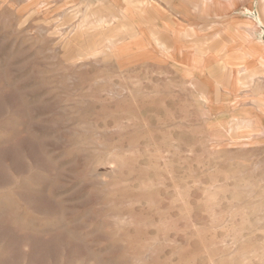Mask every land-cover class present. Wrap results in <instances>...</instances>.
<instances>
[{"label": "rangeland", "instance_id": "1", "mask_svg": "<svg viewBox=\"0 0 264 264\" xmlns=\"http://www.w3.org/2000/svg\"><path fill=\"white\" fill-rule=\"evenodd\" d=\"M122 1L0 0V264H264V47Z\"/></svg>", "mask_w": 264, "mask_h": 264}, {"label": "crops", "instance_id": "2", "mask_svg": "<svg viewBox=\"0 0 264 264\" xmlns=\"http://www.w3.org/2000/svg\"><path fill=\"white\" fill-rule=\"evenodd\" d=\"M112 1L113 3L115 2V0ZM132 1L134 3L137 2L141 4L139 9L135 8V12L137 10L139 15L132 14L133 7L131 0L122 1V11L124 15H129L133 18L131 31L133 30L134 33L130 38H134V45L135 40L139 39L138 37H141L142 33L144 35H148L143 39L148 40V38H152V35L148 33L149 28L145 27V25L140 22L141 17L148 19L149 17H152L153 14L162 16L166 13L163 10V7L164 9L167 7V11L169 13L167 14L168 16H165L166 19H168L167 22L169 23L166 22L164 25H160L159 28L167 30V39H179V31H181V28L178 29L179 25L181 26V21L179 20L185 16L190 20L193 19L188 8L190 6H196V11H192L194 15L199 14L202 19V22L201 20L199 21V27L203 29V31L207 28L211 32V35H207L205 37L225 40L238 37L242 40L246 47L249 46L247 38L252 37L255 41H260L262 43V45L257 44V47H264V0H198L202 1V4H197L196 1L183 3L181 0ZM153 8H156V12L153 11ZM218 8H220V11H218ZM173 16H176L177 19L175 20ZM159 20L164 22L161 19ZM176 35L177 37H175ZM242 53L249 54L250 52Z\"/></svg>", "mask_w": 264, "mask_h": 264}, {"label": "bare ground", "instance_id": "3", "mask_svg": "<svg viewBox=\"0 0 264 264\" xmlns=\"http://www.w3.org/2000/svg\"><path fill=\"white\" fill-rule=\"evenodd\" d=\"M42 8V7H41ZM37 10V9H36ZM193 10V9H192ZM31 12V11H30ZM201 13V12H200ZM159 29V28H158ZM76 30V29H75ZM218 34V33H217ZM223 34V33H222ZM252 36V35H251ZM247 40H248V43L249 44H252V46H254V45H257V44H260V45H262V43L260 42V41H255L252 37H249V38H247ZM108 42H111V40H109ZM175 43V42H174ZM195 50V49H194ZM245 55H247L246 53H245ZM191 57H192V55H190ZM259 60H260V63H264V61L263 60H261L260 58H259ZM225 62H227L226 60H225ZM259 63V62H258ZM264 66V65H263ZM245 70V69H244ZM220 77H221V75H219ZM224 78V77H223ZM253 78H254V76L253 75H247L246 77H244V79H245V81H240V83L238 82V84H240V85H242V86H245V85H247V84H250L251 82H252V80H253ZM258 85V84H257ZM231 86V85H230ZM251 97V96H250ZM259 97V96H258ZM242 98V97H241ZM252 98V97H251ZM252 100V99H251ZM250 101V100H249ZM254 103H255V105L257 104L258 106H262V105H260L257 101H254ZM225 105V104H224ZM264 107V106H263ZM250 108H251V106H250ZM247 109V108H246ZM262 109V108H261ZM234 110V109H233ZM232 110V111H233ZM241 110V109H240ZM243 111V110H242ZM245 111V110H244ZM257 111V110H256ZM255 110H254V112H256ZM260 111V110H259ZM258 111V112H259ZM226 112V111H225ZM228 113H230V112H228ZM234 113H235V111H234ZM239 112H237V114H238ZM236 114V113H235ZM233 115V114H232ZM249 115H250V113H249ZM249 115H248V117H249ZM218 116V115H217ZM236 116H239V115H236ZM225 117V116H224ZM241 117V116H240ZM251 117V116H250ZM236 118H238V117H236ZM229 122V121H228ZM253 121L252 120H247V121H242V122H238V120H236V121H234V122H232V125H231V128H232V130L233 131H235L236 132V130L238 129V127H239V125H244V126H252L253 125ZM252 129V128H251ZM260 129H261V127H260ZM248 130H250V129H248ZM253 130V129H252ZM255 130V129H254ZM258 130V129H257ZM242 132V131H241ZM240 133V132H239ZM254 134H251V135H249V138H253L254 136H263L264 137V129L263 130H260V131H256V132H253ZM263 139V138H262ZM252 141V140H251ZM243 142V141H242ZM227 143V142H226ZM234 143H237V142H234ZM220 145V144H219ZM258 146V145H257ZM259 146H261V145H259ZM254 147V146H253ZM240 148H243V147H240ZM246 148V147H245ZM247 148H249V147H247Z\"/></svg>", "mask_w": 264, "mask_h": 264}]
</instances>
